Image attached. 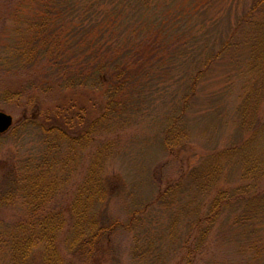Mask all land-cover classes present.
Masks as SVG:
<instances>
[{
  "label": "trees",
  "instance_id": "trees-1",
  "mask_svg": "<svg viewBox=\"0 0 264 264\" xmlns=\"http://www.w3.org/2000/svg\"><path fill=\"white\" fill-rule=\"evenodd\" d=\"M0 8V19L10 20L14 33L12 38L0 35L7 41L0 45L2 69L12 65L27 76L38 72V83L29 85L38 95L91 88L106 96L101 114L90 121L81 110L77 131L62 109L54 119L24 118L0 135L17 146L13 160L0 169V210L15 213L0 232V262L70 264V258L93 264L125 236L130 264H165L172 252H179L182 264H203L196 260L200 249L226 225L234 231L229 240L236 248L233 257L209 264H264V200H254L264 194L255 181L264 179L259 154L253 156V170L259 173L255 185H242L232 196L221 190L202 215L201 202L193 208L192 202H175L172 192L178 185L162 189L159 179L154 202L131 207L125 220L110 218L105 209L117 190L108 173L116 157L113 141L97 144L85 157L96 138L113 134L115 121L126 122L128 111L140 112V105L154 107L166 90L176 95L173 99L180 95L162 141L174 157L177 143L186 139L175 124L199 92L201 79L237 39L251 41L239 72L244 78L239 98L250 102L253 92L264 91V0H0ZM248 29V35H256L244 36ZM248 83L251 92L244 91ZM25 95L2 89L0 101ZM257 122L251 127L240 120L242 137L219 156L244 162L253 139L264 131V117ZM28 137L35 144L21 153ZM85 159L81 182L73 185L68 206H61L56 200L64 197ZM220 162L212 172L220 174ZM250 168L245 166L243 181ZM209 186L204 183L200 195L207 196ZM188 212L193 220L183 222ZM62 234L63 249L58 244Z\"/></svg>",
  "mask_w": 264,
  "mask_h": 264
},
{
  "label": "rangeland",
  "instance_id": "rangeland-1",
  "mask_svg": "<svg viewBox=\"0 0 264 264\" xmlns=\"http://www.w3.org/2000/svg\"><path fill=\"white\" fill-rule=\"evenodd\" d=\"M3 20L0 19V35L3 33L5 37L12 38L14 34L12 22ZM247 31L249 32V29L241 31L247 38L256 35L255 33L252 36L250 33L248 35ZM240 41L241 38L237 39L236 47L231 48L226 57L211 66L209 72L200 81L196 97L190 104L188 103L185 116L175 124V129L186 132V139L177 143L174 157H169L162 141L168 122L173 117V110L177 108L175 102L180 95L173 99L172 97L176 95H167V90L166 93L162 90L164 88L161 90L165 94L157 99L159 102L156 101L154 107H148L147 104H134L136 107L140 105L137 108V110L141 108L140 112L128 111L126 122L115 121L116 124L112 127L114 128L113 134L110 136L101 135L91 144L85 157L93 152L97 144L106 142L108 139L113 141L112 145L116 152V157L110 160V167H108L111 180L113 179L117 186L114 196L105 204L106 212L110 218L125 220V213L131 207L145 202H154L157 195L156 183L159 179L162 182V189L178 185L172 192L175 202H181V204L192 202L189 206L192 208L197 207L201 202L200 215L204 213L206 204L221 190L225 193L224 195L232 196L244 189L242 185H255L254 180L259 173L252 167L253 159L256 157L254 152L259 154L260 157H256L259 161L264 160V131L253 139L252 148L244 153L246 156L244 162L238 160L230 162L229 159L218 154L224 146L242 137V132L238 127L240 120H245L246 125L250 124L252 127L258 125L257 120L260 122V119L263 120L264 117V91L262 89L251 94L250 102L244 100L242 103V99L239 98L243 92L240 88L244 79L239 72L246 66L245 60L248 53L245 48L248 49L251 44V41ZM242 44L247 45L242 46ZM0 45L6 46L7 41L0 38ZM243 47L244 49H242ZM2 51L3 48L0 47V53ZM7 67L9 70L2 69L0 66V90L8 89L26 94L21 98H14L11 102L0 101V111L12 117L13 128L29 116L40 119V121L54 119V116L63 109L72 117L73 131H77L82 126L77 124L76 118L81 116V110L85 113L86 120L90 121L101 114L102 107L105 106L106 96H104L103 90L99 92L91 88H79L64 92L56 89L52 93L38 95L37 91L34 92L29 87L32 82H37L38 72L35 71L27 76L24 71H15L12 65ZM248 85L244 91L251 92V84L248 83ZM130 99L132 98L130 97ZM37 106H40L41 111H38ZM245 108L247 110L244 111ZM67 119L70 122L69 118ZM69 122L65 128L71 126ZM23 144L19 150L21 153L29 151L35 143L31 137H28ZM0 146L1 169L4 164L13 160L17 146L9 139H0ZM219 162L220 174L212 172L215 164ZM86 164L85 159L79 173L72 180L68 189L66 188L67 192L64 197L59 196L56 200L62 203L61 206H68L73 185L81 182ZM245 166H250L249 170L252 172L243 181ZM207 181L210 185L208 195L202 196L200 190ZM255 181L258 190L264 188V179ZM261 194H258L257 196L260 197L254 200L263 201L264 194L262 196ZM57 204L55 203V205ZM227 211L226 213H229ZM14 215L15 213L10 210H0V232L4 224L12 222ZM193 216V213L188 212L183 222L193 220ZM181 231L183 232V229ZM232 232L234 231L229 230L226 225L220 227L219 231L215 235L213 234L207 244L200 249L201 252L196 260L203 264H209L215 258L227 262L228 258L233 257L236 250L229 241ZM63 239L62 234L58 240L61 249H63ZM129 246V237L119 236L114 242L112 253L106 252L99 255L93 264H130ZM69 261L70 264H82L70 258ZM181 262L182 257L179 252H172V256L170 255L166 259L165 264H182ZM0 264L6 263L0 262Z\"/></svg>",
  "mask_w": 264,
  "mask_h": 264
},
{
  "label": "water",
  "instance_id": "water-1",
  "mask_svg": "<svg viewBox=\"0 0 264 264\" xmlns=\"http://www.w3.org/2000/svg\"><path fill=\"white\" fill-rule=\"evenodd\" d=\"M13 125V119L10 115L0 111V135L7 133Z\"/></svg>",
  "mask_w": 264,
  "mask_h": 264
}]
</instances>
